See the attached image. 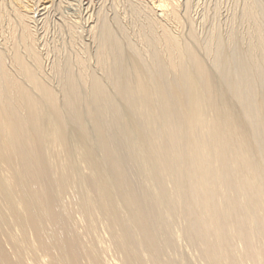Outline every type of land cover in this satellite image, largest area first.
<instances>
[{"label":"bare ground","instance_id":"bare-ground-1","mask_svg":"<svg viewBox=\"0 0 264 264\" xmlns=\"http://www.w3.org/2000/svg\"><path fill=\"white\" fill-rule=\"evenodd\" d=\"M0 264H264V0H0Z\"/></svg>","mask_w":264,"mask_h":264},{"label":"rangeland","instance_id":"rangeland-1","mask_svg":"<svg viewBox=\"0 0 264 264\" xmlns=\"http://www.w3.org/2000/svg\"><path fill=\"white\" fill-rule=\"evenodd\" d=\"M230 7V6H229Z\"/></svg>","mask_w":264,"mask_h":264}]
</instances>
